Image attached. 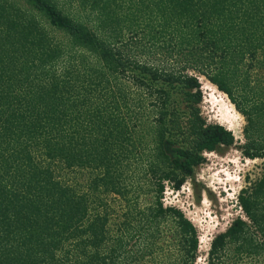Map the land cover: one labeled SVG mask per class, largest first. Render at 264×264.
Segmentation results:
<instances>
[{
    "label": "trees",
    "instance_id": "obj_1",
    "mask_svg": "<svg viewBox=\"0 0 264 264\" xmlns=\"http://www.w3.org/2000/svg\"><path fill=\"white\" fill-rule=\"evenodd\" d=\"M190 72L264 160V0H0V264H197L165 192L236 140ZM238 200L207 264H264V173Z\"/></svg>",
    "mask_w": 264,
    "mask_h": 264
},
{
    "label": "rangeland",
    "instance_id": "obj_2",
    "mask_svg": "<svg viewBox=\"0 0 264 264\" xmlns=\"http://www.w3.org/2000/svg\"><path fill=\"white\" fill-rule=\"evenodd\" d=\"M189 74L201 83L203 118L208 124L225 127L236 140L223 155L205 154L206 162L196 171L193 183L188 181L179 192L169 187L165 192L164 205L182 211L196 227L200 237L197 264H207L214 238L225 233L236 219L244 218L238 197L250 181L264 173V160L244 158L241 148L245 144L246 120L229 98L204 77L194 72ZM254 76L263 79L264 72Z\"/></svg>",
    "mask_w": 264,
    "mask_h": 264
}]
</instances>
